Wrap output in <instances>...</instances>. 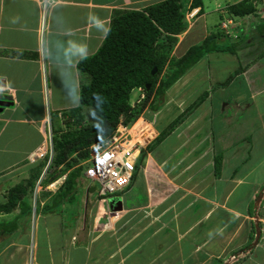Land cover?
<instances>
[{
    "label": "crops",
    "instance_id": "1",
    "mask_svg": "<svg viewBox=\"0 0 264 264\" xmlns=\"http://www.w3.org/2000/svg\"><path fill=\"white\" fill-rule=\"evenodd\" d=\"M160 1L0 0V99L11 103L0 106V206L24 189L11 211L0 212V264H264V38L255 57L247 53L254 43L232 38L243 61L238 52L210 53L166 91L154 119L168 106L182 110L155 137L204 99L113 196H95L83 174L75 200L54 206L67 172L48 181L46 161L28 159L50 135L67 131L63 113L79 106L77 62L101 46L113 13ZM191 1L185 13L200 12L177 36V58L210 35L215 17L230 37L259 32L264 19V0L254 2L257 20L230 14L244 0ZM202 73L210 74L206 88L189 102ZM196 110L193 124L187 118ZM179 171L191 177L182 186Z\"/></svg>",
    "mask_w": 264,
    "mask_h": 264
},
{
    "label": "trees",
    "instance_id": "2",
    "mask_svg": "<svg viewBox=\"0 0 264 264\" xmlns=\"http://www.w3.org/2000/svg\"><path fill=\"white\" fill-rule=\"evenodd\" d=\"M187 1L163 0L141 10L115 11L101 46L93 55L77 62L80 78L79 106L63 113L67 131L53 135V155L47 168L53 170L48 181L67 172L62 187L54 197V206L57 202L61 204L75 200L77 189H80L79 182L87 169L84 163L88 159L89 146L110 138L121 119L127 125L134 123L145 108L157 112L166 91L206 55L213 52L236 54L239 50L238 43H252L253 38L246 39L248 34L250 37L258 36L255 41L260 40L258 44L262 46L264 19L259 32L250 34L241 30L235 38L240 40L237 44L232 42L231 45H220V41L232 39L233 36L230 37L227 31L224 34L218 32L216 35H208L200 44L191 46L183 56L177 58L172 52L177 36L187 27L184 10ZM254 2L255 0L241 1L230 6L229 12L238 18L250 16L257 20ZM199 4V0H192L190 6L196 7ZM153 69L156 71L152 75ZM238 73L237 71L236 74ZM138 88L143 90V97L133 99L132 94ZM203 99L202 96L189 111L159 133L141 151L139 162L146 152L151 151L181 124ZM83 108L92 110L93 123H85L81 113ZM219 164L220 161L216 160L217 170ZM92 188L95 196L99 197V185L94 182ZM14 191V200L0 206V212L11 211L19 200L15 199L16 194H24L22 187ZM25 210V214L30 213V207Z\"/></svg>",
    "mask_w": 264,
    "mask_h": 264
},
{
    "label": "built area",
    "instance_id": "3",
    "mask_svg": "<svg viewBox=\"0 0 264 264\" xmlns=\"http://www.w3.org/2000/svg\"><path fill=\"white\" fill-rule=\"evenodd\" d=\"M197 13L198 9H191L186 14V19L188 21L193 19ZM223 28L225 29L226 25ZM136 92L139 93L140 98L143 97L141 88H138ZM141 116L134 123L127 125L123 124L121 119L110 138L89 146L88 159L84 163L87 166L84 176L98 183L100 198L113 196L128 186L137 169L141 151L151 143L155 132L152 130L151 138L147 137L148 131L151 130L150 125ZM139 122H141L140 127H136ZM145 127L148 128L146 131ZM52 155V136L50 135L41 147L29 155L28 159L31 162L36 159L45 160V169H47Z\"/></svg>",
    "mask_w": 264,
    "mask_h": 264
},
{
    "label": "rangeland",
    "instance_id": "4",
    "mask_svg": "<svg viewBox=\"0 0 264 264\" xmlns=\"http://www.w3.org/2000/svg\"><path fill=\"white\" fill-rule=\"evenodd\" d=\"M195 18V17H194ZM193 18V19H194ZM193 19H189V21L191 22V24H193ZM217 23H219V21H218V19L215 17V20H213V21H211V23L209 24V33L211 34H217L218 32H220V30L217 28V27H215L216 26V24ZM229 22H227V21H225V23L224 24H222V27H225V24H228ZM191 26H193V25H191ZM226 29V28H225ZM226 31L228 32V34H230V35H232L231 33L232 32H230V30L229 29H226ZM187 33V32H186ZM181 35V34H180ZM179 36V35H178ZM248 38H246L247 40H249V38H253V41H252V43L254 42V45H255V48H250L249 50H247V53H248V51L250 52V53H252L251 55H252V57H255V55L257 54V52H260V50H261V44H258V42H260V40H257V41H255V38L257 39L258 38V36H252V37H250V35L248 34ZM235 38H236V36L235 35H233V39L235 40ZM233 39H227L226 41H223L222 40V42L220 41L219 42V44L221 45H224V44H226V45H231V43L234 41ZM245 39V40H246ZM244 40V41H245ZM240 40H237V41H234V42H239ZM241 41H243V39L241 40ZM196 44H200V41H198V42H195V44L194 45H196ZM257 44V45H256ZM176 46V45H175ZM257 49V50H256ZM236 50V49H235ZM238 50V49H237ZM178 51V50H177ZM238 53H237V55H238V57L239 58H241V61H243V57H244V55L242 54V52L240 51V53H239V50L237 51ZM172 54L174 55V56H177V55H179L177 52H175V47H174V50H173V52H172ZM198 68V67H197ZM197 68H195L194 69V71L197 69ZM201 69V68H200ZM200 69H198L196 72H194L195 74H198L199 72H201V70ZM208 71V70H207ZM208 74L209 73H202V75H200V78L198 79V80H195V83L193 84V85H190L189 87V89H190V92H191V95H188V97H190L189 98V102H191V101H195L196 99H198V92H199V90L201 91H204V89L206 88L205 87V84H206V82H205V80L204 79H206L205 77H206V75L208 76ZM210 75V74H209ZM190 77V76H189ZM191 78V77H190ZM191 83H192V81H191ZM190 83V84H191ZM216 85V84H215ZM200 87H203V89L201 88V89H199ZM139 96V93L138 92H136V91H134L133 92V94H132V97H133V99H136V97H138ZM219 95L217 94L216 96H215V98L216 97H218ZM186 100H188L187 99V97H185V99H184V101H183V103H182V101H180L179 100V103H178V105L180 104L181 105V107H183L185 104H187L188 105V101L186 102ZM197 101H199V100H197ZM196 101V102H197ZM184 102H186V103H184ZM133 103H135V101H133ZM201 103V102H200ZM223 104L224 103H222V107H223ZM171 105H174L173 103H171ZM181 109V108H180ZM170 110H171V107L170 106H168L167 108H164V109H162L161 110V112L159 113V115L157 116V118L155 117V119H154V116H153V113H151V111L150 110H148V109H144V111L142 112V116H144L145 115V122L147 123V124H149L150 126V128L149 129H151V130H154V132H155V128L156 127H163V126H165L166 124H167V121L169 120V119H171V117H172V115H171V113L173 114V112H170ZM182 110V109H181ZM181 110L179 111V109H177L176 110V112L173 114V116L174 115H177L178 113H181ZM82 113V115L84 116V119H85V123H93L94 121H93V113H92V110L91 109H89V108H83V111L81 112ZM194 113V112H193ZM193 113L187 118V119H189L188 121H191V122H193V124L195 123H197L198 122V110H196V112L194 113V115H193ZM170 115V118H167V116H169ZM141 116V117H142ZM147 118V119H146ZM54 124V123H53ZM54 127H56V125L54 126ZM157 132V131H156ZM156 136V134H154V136L151 138L152 140H154V138H156L155 137ZM150 139V140H151ZM152 140L150 141V142H152ZM151 144V143H150ZM149 145V144H148ZM145 148H147V146L145 147ZM44 165H45V168H46V162L42 165L43 167H44ZM47 170H49V169H47ZM190 175V174H189ZM188 176V175H187ZM186 177V172H180L179 171V173H177V178H178V184H177V186H182V183H187V182H185V180H184V178ZM186 178H191L190 176H188V177H186ZM155 179V178H154ZM156 180V179H155ZM157 180H158V178H157ZM164 180H162V182H163ZM165 183V182H164ZM189 185H190V187L189 188H191L192 186H193V184L191 183V179H190V182L188 183ZM96 186V185H95ZM107 198H109V197H107ZM110 200H113L112 201V204L111 205H115L116 204V198L115 199H113V198H110Z\"/></svg>",
    "mask_w": 264,
    "mask_h": 264
},
{
    "label": "water",
    "instance_id": "5",
    "mask_svg": "<svg viewBox=\"0 0 264 264\" xmlns=\"http://www.w3.org/2000/svg\"><path fill=\"white\" fill-rule=\"evenodd\" d=\"M154 71H156V69H153L152 71V75L154 74ZM11 103L10 102H4L3 100L0 99V106H7V105H10Z\"/></svg>",
    "mask_w": 264,
    "mask_h": 264
},
{
    "label": "bare ground",
    "instance_id": "6",
    "mask_svg": "<svg viewBox=\"0 0 264 264\" xmlns=\"http://www.w3.org/2000/svg\"><path fill=\"white\" fill-rule=\"evenodd\" d=\"M140 123H141V122H139V123L136 125V127H137V126L140 127V125H141ZM147 129H148V128L145 127L144 130L146 131ZM150 131H151V130L148 131V136H147L148 138H151V136H152V134H153V133H150Z\"/></svg>",
    "mask_w": 264,
    "mask_h": 264
},
{
    "label": "clouds",
    "instance_id": "7",
    "mask_svg": "<svg viewBox=\"0 0 264 264\" xmlns=\"http://www.w3.org/2000/svg\"><path fill=\"white\" fill-rule=\"evenodd\" d=\"M191 9H198V13H197V15H198L199 12H200L199 8H191ZM191 9H190V10H191ZM190 10H189V11H190ZM187 14H188V13H187ZM197 15H196V16H197ZM196 16H195V17H196Z\"/></svg>",
    "mask_w": 264,
    "mask_h": 264
}]
</instances>
